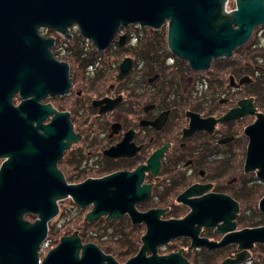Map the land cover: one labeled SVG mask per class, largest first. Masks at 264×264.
Instances as JSON below:
<instances>
[{
	"label": "flooded vegetation",
	"instance_id": "af4514ba",
	"mask_svg": "<svg viewBox=\"0 0 264 264\" xmlns=\"http://www.w3.org/2000/svg\"><path fill=\"white\" fill-rule=\"evenodd\" d=\"M215 7L153 2L111 36L77 20L38 27L63 89L38 100L59 112L43 123L56 120V169L80 186L48 234L76 233L118 264H264V20L234 46L170 34L195 20L235 31L236 0ZM28 99L23 84L10 98L21 144Z\"/></svg>",
	"mask_w": 264,
	"mask_h": 264
},
{
	"label": "water",
	"instance_id": "95a60500",
	"mask_svg": "<svg viewBox=\"0 0 264 264\" xmlns=\"http://www.w3.org/2000/svg\"><path fill=\"white\" fill-rule=\"evenodd\" d=\"M162 1L170 0H0V158L8 157L0 164V264H118L97 246L82 244L76 233L62 235L40 258L39 248L47 236L48 221L57 214L58 200L80 186L67 184L56 169V158L60 155L54 140L56 120L43 123L46 114L59 112L38 100L46 92L63 89H58L55 82V62L46 47L43 48L38 27H58L77 20L90 35L107 32L111 36L121 22L138 18L148 21L150 3ZM179 1L187 4L189 10L220 9L224 13L222 8L215 7V2L225 0ZM248 1L236 0L237 9L225 13L227 18H236L235 31L229 24L195 20L183 25L172 24L170 34L237 45L246 40L255 24L264 20L258 0H251V8ZM188 17L207 20L213 16L196 13ZM229 48L215 47V50L228 54ZM184 57L198 67L196 56ZM21 84L29 97L22 144L16 125L21 104L14 107L10 103L12 93ZM27 215L34 218L30 220ZM134 263V259L127 262Z\"/></svg>",
	"mask_w": 264,
	"mask_h": 264
},
{
	"label": "rangeland",
	"instance_id": "374dc122",
	"mask_svg": "<svg viewBox=\"0 0 264 264\" xmlns=\"http://www.w3.org/2000/svg\"><path fill=\"white\" fill-rule=\"evenodd\" d=\"M34 217V216H33ZM33 219V218H32ZM32 219H30V220H32ZM48 234V233H47ZM61 234L60 233H49L47 236H46V238L44 239V241L41 243V245L44 243V242H46V240H47V242H46V244H45V246H43L44 248L42 249V253L40 252L39 254H43L47 249L49 250L50 248H52L54 245H56L57 243H58V241H59V238L62 236H60ZM56 243V244H55ZM40 245V246H41ZM39 250H40V248H39ZM47 250V251H48ZM46 251V252H47ZM45 252V253H46ZM45 255V254H44ZM43 255V256H44ZM42 256V257H43ZM41 257V256H40ZM41 257V258H42Z\"/></svg>",
	"mask_w": 264,
	"mask_h": 264
},
{
	"label": "trees",
	"instance_id": "16d2710c",
	"mask_svg": "<svg viewBox=\"0 0 264 264\" xmlns=\"http://www.w3.org/2000/svg\"><path fill=\"white\" fill-rule=\"evenodd\" d=\"M27 217H32L31 215H27Z\"/></svg>",
	"mask_w": 264,
	"mask_h": 264
},
{
	"label": "bare ground",
	"instance_id": "6f19581e",
	"mask_svg": "<svg viewBox=\"0 0 264 264\" xmlns=\"http://www.w3.org/2000/svg\"><path fill=\"white\" fill-rule=\"evenodd\" d=\"M7 156H5L4 158H6ZM31 216H33V215H31ZM48 225V224H47Z\"/></svg>",
	"mask_w": 264,
	"mask_h": 264
}]
</instances>
